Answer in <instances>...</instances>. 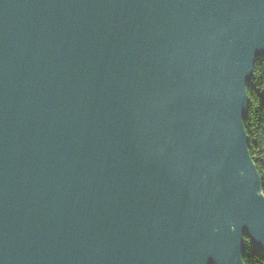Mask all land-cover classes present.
Masks as SVG:
<instances>
[{"label": "water", "instance_id": "95a60500", "mask_svg": "<svg viewBox=\"0 0 264 264\" xmlns=\"http://www.w3.org/2000/svg\"><path fill=\"white\" fill-rule=\"evenodd\" d=\"M258 59L264 0H0V264L264 254Z\"/></svg>", "mask_w": 264, "mask_h": 264}, {"label": "trees", "instance_id": "16d2710c", "mask_svg": "<svg viewBox=\"0 0 264 264\" xmlns=\"http://www.w3.org/2000/svg\"><path fill=\"white\" fill-rule=\"evenodd\" d=\"M252 83L247 86L250 100L249 116L244 125L250 138L249 151L261 174L264 192V60L258 59ZM245 264H264V254L251 245L244 257Z\"/></svg>", "mask_w": 264, "mask_h": 264}]
</instances>
